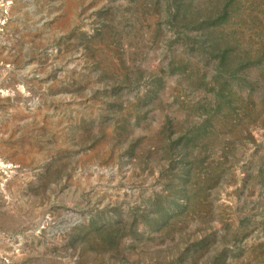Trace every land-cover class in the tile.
<instances>
[{"label":"rangeland","instance_id":"374dc122","mask_svg":"<svg viewBox=\"0 0 264 264\" xmlns=\"http://www.w3.org/2000/svg\"><path fill=\"white\" fill-rule=\"evenodd\" d=\"M0 264H264V0H0Z\"/></svg>","mask_w":264,"mask_h":264},{"label":"bare ground","instance_id":"6f19581e","mask_svg":"<svg viewBox=\"0 0 264 264\" xmlns=\"http://www.w3.org/2000/svg\"><path fill=\"white\" fill-rule=\"evenodd\" d=\"M0 170H1V167H0Z\"/></svg>","mask_w":264,"mask_h":264}]
</instances>
